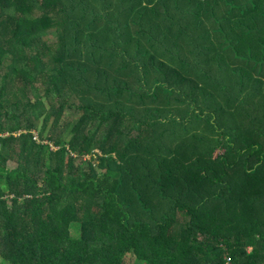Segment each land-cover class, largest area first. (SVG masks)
<instances>
[{
	"label": "trees",
	"instance_id": "trees-1",
	"mask_svg": "<svg viewBox=\"0 0 264 264\" xmlns=\"http://www.w3.org/2000/svg\"><path fill=\"white\" fill-rule=\"evenodd\" d=\"M229 263L264 264V0H0V264Z\"/></svg>",
	"mask_w": 264,
	"mask_h": 264
},
{
	"label": "rangeland",
	"instance_id": "rangeland-1",
	"mask_svg": "<svg viewBox=\"0 0 264 264\" xmlns=\"http://www.w3.org/2000/svg\"><path fill=\"white\" fill-rule=\"evenodd\" d=\"M17 85V84H16ZM16 85L13 83H11V87H12V89H13V91H16L17 92V88H16ZM90 159H86V161L88 162ZM87 164V163H86ZM95 164H97V163H95ZM9 167H11V168H14L15 167V164H10L9 163ZM73 233V235L75 236V232H72ZM252 251V249L251 248H249L248 249V252L250 253ZM228 261H229V258H228ZM230 264V263H229Z\"/></svg>",
	"mask_w": 264,
	"mask_h": 264
}]
</instances>
